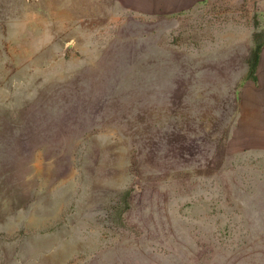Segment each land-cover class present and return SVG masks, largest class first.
<instances>
[{
  "label": "rangeland",
  "instance_id": "rangeland-1",
  "mask_svg": "<svg viewBox=\"0 0 264 264\" xmlns=\"http://www.w3.org/2000/svg\"><path fill=\"white\" fill-rule=\"evenodd\" d=\"M264 0H0V264H264Z\"/></svg>",
  "mask_w": 264,
  "mask_h": 264
},
{
  "label": "trees",
  "instance_id": "trees-1",
  "mask_svg": "<svg viewBox=\"0 0 264 264\" xmlns=\"http://www.w3.org/2000/svg\"><path fill=\"white\" fill-rule=\"evenodd\" d=\"M259 47L254 49L252 51V55L250 58V71H249V76L252 78H255V72L257 69V64H258V60H259Z\"/></svg>",
  "mask_w": 264,
  "mask_h": 264
},
{
  "label": "crops",
  "instance_id": "crops-1",
  "mask_svg": "<svg viewBox=\"0 0 264 264\" xmlns=\"http://www.w3.org/2000/svg\"><path fill=\"white\" fill-rule=\"evenodd\" d=\"M180 2H185V0H180ZM259 63L261 65V71L263 73V76H264V55H263V58L261 56L260 60H259Z\"/></svg>",
  "mask_w": 264,
  "mask_h": 264
}]
</instances>
